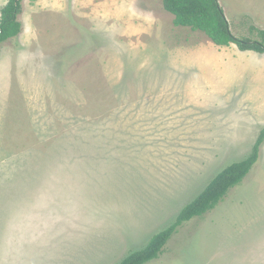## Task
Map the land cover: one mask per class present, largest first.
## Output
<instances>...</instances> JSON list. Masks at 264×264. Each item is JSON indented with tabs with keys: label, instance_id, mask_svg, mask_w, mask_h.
<instances>
[{
	"label": "rangeland",
	"instance_id": "rangeland-1",
	"mask_svg": "<svg viewBox=\"0 0 264 264\" xmlns=\"http://www.w3.org/2000/svg\"><path fill=\"white\" fill-rule=\"evenodd\" d=\"M131 1L59 0L51 23L37 19L40 38L24 42L20 13L21 33L1 45L0 236L8 238L0 248L12 254L0 264H79L88 252L78 218L109 230L123 216L118 225L137 233L129 215L148 202L160 205L157 194H173L180 180H197L195 191L199 181L208 185L251 154L264 128V54L219 47L202 31L176 26L163 0H136L141 17L119 21L120 31L130 25L121 36L87 20ZM219 3L234 36L257 38L250 28L264 30V0ZM195 197L184 193L182 205ZM46 211L54 220L43 222ZM23 212L35 216L38 237L27 225L23 238L13 236L10 223ZM62 230L70 235L65 244ZM12 236L37 254L19 259ZM148 264H264V142L245 180L181 226Z\"/></svg>",
	"mask_w": 264,
	"mask_h": 264
},
{
	"label": "crops",
	"instance_id": "crops-1",
	"mask_svg": "<svg viewBox=\"0 0 264 264\" xmlns=\"http://www.w3.org/2000/svg\"><path fill=\"white\" fill-rule=\"evenodd\" d=\"M129 0H125V2H128ZM9 0L5 3L7 4ZM59 0H25L24 1V8H23V14L21 13L20 19L24 25V31L21 35V40L24 42V40L28 39H38L40 38L39 28H41V25L37 23V19L41 20V23H51V17L53 15H57L58 11H55V5H59ZM132 7L128 8L127 4L124 2L117 3L115 8H112L110 4L108 5V9H110V13L107 15H89V18L87 20H94V21H101L104 22L105 25H109V28L111 29V34L115 36H121L123 33H125L128 28L129 24L125 27L123 31H120L117 29V25L119 21L126 20L129 15L135 16L138 14V16L141 17V14L137 13L136 10V0L131 1L130 3ZM127 7V8H126ZM113 9V10H112ZM130 9V10H129ZM109 10H105L104 13H107ZM34 181V179H32ZM211 180V179H210ZM212 181V180H211ZM210 181V182H211ZM208 181H199L201 185V188L198 189V191L193 190L195 184L198 183L197 180H189L187 183H183L180 180V183L182 185L181 188H179L176 192L173 194L167 192L161 191L158 195L160 199V205H152L150 206V202L145 204L142 208V211H139L138 213L135 211V215L131 214L129 215V218L132 222H134V225L139 231L133 232L130 230H124V226L118 225L123 222V216L120 217L119 221L117 220V223L113 221V223H110L109 230H100L98 227L96 228L95 222L92 224L86 225L80 218H78V238L84 240V244L86 247V251L88 252L83 258H79V264H117L119 263L124 257H126L131 251V246L140 240H148V242L151 240V238L156 233H151L150 230L156 229V226H164V218L169 213H174V219L177 218L179 213L182 211V209L188 205L191 201H193L203 190L205 187H207ZM31 189V188H30ZM184 193L193 194L196 196L195 198L190 199L187 203L182 205L181 203V197ZM196 194V195H195ZM171 196L178 198H170ZM0 200H3L4 197L3 192L0 193ZM27 196H25V199ZM28 202V200L26 199ZM50 204V203H48ZM47 204V205H48ZM178 205V206H177ZM20 208H25L20 207ZM19 208V209H20ZM16 211V210H15ZM22 210L20 209V212ZM117 212V211H116ZM1 213V211H0ZM83 215V214H81ZM18 216V215H17ZM2 216L0 215V218ZM45 221L43 222H50L51 220H54L53 212H45L44 216H41ZM22 218V220H20ZM34 219V221H33ZM127 218H125L126 220ZM18 221V220H17ZM11 221L10 224H14L13 229V236L20 235V237L23 238V229H26L24 225H27V228L30 230H33V238L38 237L36 234L34 236V233H36L37 230H39L38 226L39 224H36L35 216H30V219L27 220V217L25 216L24 212L19 215V221ZM160 223V224H158ZM158 224V225H157ZM129 225V220L126 221V227ZM23 226V227H21ZM167 228V227H166ZM165 228V229H166ZM87 229V231H86ZM161 230H164L163 228ZM62 233L60 235V238L58 239L60 243L65 244L69 242L70 235L67 231L62 230ZM94 236L93 241H90V238ZM8 236V235H7ZM5 236H0V245H5V239H7ZM12 236V237H13ZM31 238V232L29 235ZM14 238V237H13ZM62 240V241H61ZM30 243V241H29ZM54 244V245H53ZM13 251L15 248H18V254L19 259L29 260L31 256H28L29 254L34 253V249L31 245L26 244L23 246V240L21 242H18L17 239L14 238V245H13ZM50 246H56L54 242L50 243ZM82 248V241L79 242V248L80 250ZM3 250V252H2ZM48 251V249H47ZM6 252V253H5ZM133 252V251H132ZM9 254H12V250L4 251L3 248H0V261L6 262L7 260H10ZM37 254V253H34ZM65 258V255L63 256ZM76 260V256H74L71 261L74 262Z\"/></svg>",
	"mask_w": 264,
	"mask_h": 264
},
{
	"label": "trees",
	"instance_id": "trees-1",
	"mask_svg": "<svg viewBox=\"0 0 264 264\" xmlns=\"http://www.w3.org/2000/svg\"><path fill=\"white\" fill-rule=\"evenodd\" d=\"M163 3L165 10L175 16L176 26L202 31L219 47L235 44L240 51L264 54V30L256 26L250 28L251 34L256 33L257 38L234 36L219 0H163ZM21 10V0H9L0 11V48L5 41L21 33L22 26L18 21ZM263 142L264 128L247 158L222 169L207 187L182 209L169 227L156 233L145 248L130 252L117 264H148L158 259L181 226L214 210L230 190L245 180L260 158Z\"/></svg>",
	"mask_w": 264,
	"mask_h": 264
}]
</instances>
